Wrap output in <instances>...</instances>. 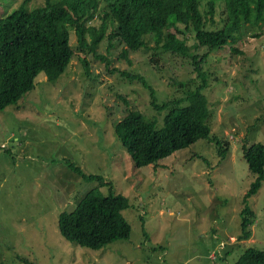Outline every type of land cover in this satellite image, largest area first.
I'll list each match as a JSON object with an SVG mask.
<instances>
[{
  "label": "rangeland",
  "instance_id": "374dc122",
  "mask_svg": "<svg viewBox=\"0 0 264 264\" xmlns=\"http://www.w3.org/2000/svg\"><path fill=\"white\" fill-rule=\"evenodd\" d=\"M24 1L0 0V16ZM208 1L201 0L202 9ZM45 2L27 0L26 6L33 9ZM215 8L208 27L221 25V7ZM261 25L255 30L258 38L251 36L252 27L232 46L239 53L231 48L215 51L204 63L208 121L211 134L229 147L225 158L221 160L214 144L198 140L141 167L131 162L115 126L128 109L155 117L160 125L165 111H157L149 90L120 71L143 76L161 104L183 97L199 83L191 59L154 49L148 39L147 48L123 58V46L117 41L110 46L106 37L97 54L111 62L107 67L90 51H80L70 30L74 56L65 71L52 81L40 73L34 89L0 111V264H235L247 249L264 250V180L245 200L255 174L243 155L244 146L264 145ZM177 34L187 39L192 55L205 53L194 48L192 31ZM154 53L156 65L149 63ZM80 59H87L90 74ZM68 163L86 174L102 175L115 193L129 199L122 212L131 226L128 240L93 250L60 235L59 214L73 209L99 184ZM101 190L109 193L107 185ZM246 205L255 220L249 225L252 237L240 241Z\"/></svg>",
  "mask_w": 264,
  "mask_h": 264
},
{
  "label": "trees",
  "instance_id": "16d2710c",
  "mask_svg": "<svg viewBox=\"0 0 264 264\" xmlns=\"http://www.w3.org/2000/svg\"><path fill=\"white\" fill-rule=\"evenodd\" d=\"M26 3L27 0L0 16V111L16 104L24 94L34 89L40 73L44 72L52 81L65 71L74 56L70 30L75 33L77 48L90 51L106 61L107 67L111 62L97 54L106 37L110 46L113 41L123 46V58L147 48L148 39L154 43V49L189 57L199 83L194 89L189 88L183 97L168 98L159 104L155 90L143 76L120 71L121 76L138 80L146 87L154 108L165 111L162 125L155 117L136 109H128L117 122L116 134L131 162L135 167L156 163L198 140L214 144L221 160L225 158L229 147L211 134L208 121L210 114L203 93L208 85V73L204 63L215 51L231 48L240 52L232 46L251 32L252 27L257 31L264 24V0H209L206 9L201 8V0H46L33 9L27 8ZM216 5L221 7V25L208 27V21L213 22ZM98 19L101 21L99 26L94 24ZM110 26L112 30L107 33ZM170 26L181 34L192 31L194 48H204L205 53L192 55L187 39L170 31ZM256 31L251 34L254 38L259 37ZM155 56L157 54L149 63L156 65ZM80 61L86 73L90 74L87 59ZM243 155L250 171L255 174V180L245 194V200H248L264 180V145L244 146ZM68 165L84 179H95L99 184L73 209L59 214L57 226L60 235L71 243L93 250L128 240L131 226L122 212L129 207V199L115 193L112 182L102 175L86 174L78 166ZM105 185L109 187L108 194L101 190ZM241 215L239 240L246 241L252 237L249 225L255 220V212L246 205ZM235 264H264V250L247 249Z\"/></svg>",
  "mask_w": 264,
  "mask_h": 264
}]
</instances>
